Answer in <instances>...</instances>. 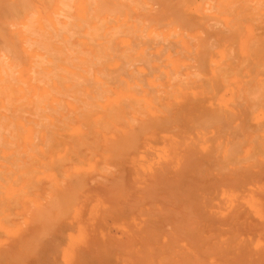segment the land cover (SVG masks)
<instances>
[{
	"label": "bare ground",
	"instance_id": "bare-ground-1",
	"mask_svg": "<svg viewBox=\"0 0 264 264\" xmlns=\"http://www.w3.org/2000/svg\"><path fill=\"white\" fill-rule=\"evenodd\" d=\"M0 264H264V0H0Z\"/></svg>",
	"mask_w": 264,
	"mask_h": 264
},
{
	"label": "rangeland",
	"instance_id": "rangeland-1",
	"mask_svg": "<svg viewBox=\"0 0 264 264\" xmlns=\"http://www.w3.org/2000/svg\"><path fill=\"white\" fill-rule=\"evenodd\" d=\"M197 2H198V1H197ZM16 206L19 207L18 205H16ZM13 207H14V206H13ZM13 207H12V208H13ZM17 207H16L15 209H18V210H19L20 207H19V208H17ZM13 211H14V210H13ZM15 211H17V210H15ZM12 214H13V216L15 215L13 212H12ZM12 214H11V215H12ZM11 215H10V216H11ZM10 218H11V217H10ZM13 218H16V217L14 216ZM8 219H9V218H8ZM8 219H7V220H8ZM11 219H12V218H11ZM11 219H10V223H9V221L6 220V221H5V224H6V225H11V223H12L11 221L14 220V219H12V220H11ZM15 220H16V219H15Z\"/></svg>",
	"mask_w": 264,
	"mask_h": 264
}]
</instances>
